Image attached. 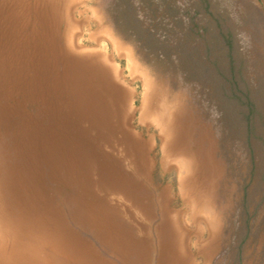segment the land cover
<instances>
[{
  "label": "rangeland",
  "instance_id": "1",
  "mask_svg": "<svg viewBox=\"0 0 264 264\" xmlns=\"http://www.w3.org/2000/svg\"><path fill=\"white\" fill-rule=\"evenodd\" d=\"M0 264H264V0H0Z\"/></svg>",
  "mask_w": 264,
  "mask_h": 264
},
{
  "label": "trees",
  "instance_id": "2",
  "mask_svg": "<svg viewBox=\"0 0 264 264\" xmlns=\"http://www.w3.org/2000/svg\"><path fill=\"white\" fill-rule=\"evenodd\" d=\"M261 113V110H258L257 108H256V105L254 106V108H251L250 109V118L252 119H254V117L258 114V113Z\"/></svg>",
  "mask_w": 264,
  "mask_h": 264
}]
</instances>
